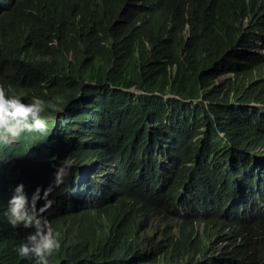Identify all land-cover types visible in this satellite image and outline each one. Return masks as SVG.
Listing matches in <instances>:
<instances>
[{"label":"trees","instance_id":"trees-1","mask_svg":"<svg viewBox=\"0 0 264 264\" xmlns=\"http://www.w3.org/2000/svg\"><path fill=\"white\" fill-rule=\"evenodd\" d=\"M258 48L264 0H0V85L66 130L0 145V264H34L9 164L46 188L67 157L49 264H264Z\"/></svg>","mask_w":264,"mask_h":264},{"label":"clouds","instance_id":"clouds-1","mask_svg":"<svg viewBox=\"0 0 264 264\" xmlns=\"http://www.w3.org/2000/svg\"><path fill=\"white\" fill-rule=\"evenodd\" d=\"M256 44L260 45V42L256 41ZM8 93L9 90L0 85V145L5 147L14 143L24 133L44 134L49 131L47 120L41 118V114L46 108H51L52 111L57 112L62 111L59 105L52 101H45L33 96L26 103L20 95ZM65 131L64 128L56 125L52 131H49V134L53 137H61ZM31 148L34 149V146ZM75 165L76 161L72 157L65 158L59 165L50 163L49 167L54 169V179L45 188L43 184L46 182L42 184L36 175L25 169V166L22 168L19 163L9 164L13 174L12 178H15L14 180L11 178V180L15 186L11 190L12 194L6 206L5 215L8 223L13 228L22 225L25 229H34L19 245L17 252L20 257L32 259L34 264H49V258L59 250V233L54 231L51 223L43 214L55 203L49 197L65 183ZM26 171L34 177H30L31 194L26 191V185L21 182ZM0 201V210L3 211L5 200L1 196ZM42 201L44 203L38 207Z\"/></svg>","mask_w":264,"mask_h":264},{"label":"rangeland","instance_id":"rangeland-1","mask_svg":"<svg viewBox=\"0 0 264 264\" xmlns=\"http://www.w3.org/2000/svg\"><path fill=\"white\" fill-rule=\"evenodd\" d=\"M246 26H249V24H247ZM257 31H258V30H256V32H257ZM258 47H259V46H258ZM259 51H260V52L262 51V52L264 53V49H262V50L259 49L258 52H259ZM258 106H261V107L264 108V104L262 105L261 103H256V104H255V107H258Z\"/></svg>","mask_w":264,"mask_h":264},{"label":"built area","instance_id":"built-area-1","mask_svg":"<svg viewBox=\"0 0 264 264\" xmlns=\"http://www.w3.org/2000/svg\"><path fill=\"white\" fill-rule=\"evenodd\" d=\"M15 179V178H14ZM30 189H31V185H30Z\"/></svg>","mask_w":264,"mask_h":264}]
</instances>
